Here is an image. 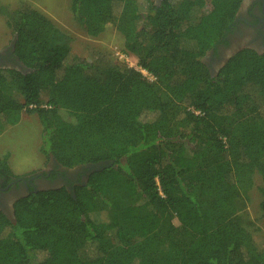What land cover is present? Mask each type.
I'll list each match as a JSON object with an SVG mask.
<instances>
[{"label":"trees","instance_id":"trees-1","mask_svg":"<svg viewBox=\"0 0 264 264\" xmlns=\"http://www.w3.org/2000/svg\"><path fill=\"white\" fill-rule=\"evenodd\" d=\"M240 1L69 0L87 36L117 20L153 81L106 50L74 55L49 17L15 9L13 50L30 71L0 70V133L32 112L46 156L111 164L72 192L18 198L12 220L0 211V264H264L236 215L257 174L264 217V53L239 50L214 75L201 61ZM0 175L14 176L6 155Z\"/></svg>","mask_w":264,"mask_h":264},{"label":"rangeland","instance_id":"rangeland-1","mask_svg":"<svg viewBox=\"0 0 264 264\" xmlns=\"http://www.w3.org/2000/svg\"><path fill=\"white\" fill-rule=\"evenodd\" d=\"M21 3L27 4L49 17L60 31L67 37H71L70 46L74 55L89 59L96 49H100L108 51L113 60L123 62L121 61L123 57L119 56L122 52V36L117 20H103L101 33L97 37L87 36L82 26L74 20L69 8V0H0V47L8 44L14 37L12 23L15 9ZM128 56L129 60L134 63L135 57L129 54ZM159 91L162 93L161 89ZM163 98L164 100L166 98L164 94ZM41 99H44L43 93ZM174 109L173 104H168L169 113H172ZM62 115L64 118L71 119L64 112ZM41 129L39 119L34 113L22 111L19 121L14 125L5 126L0 133V157L7 156V164L14 176L31 175L48 165L50 155L46 156V153L42 152V149L45 150L46 140L42 136ZM262 185L260 176L255 174L248 199L237 200L236 215L240 225L255 231L260 236L264 247V217L259 207V202L263 199V195L259 191V187ZM170 221L174 225H178L175 218H171Z\"/></svg>","mask_w":264,"mask_h":264},{"label":"flooded vegetation","instance_id":"flooded-vegetation-1","mask_svg":"<svg viewBox=\"0 0 264 264\" xmlns=\"http://www.w3.org/2000/svg\"><path fill=\"white\" fill-rule=\"evenodd\" d=\"M155 1V0H154ZM161 1V0H160ZM12 40L0 47V70L13 69L24 72L27 67L14 54ZM249 49L264 53V0H241L221 40L206 52L201 61L211 75L231 55ZM92 164L64 167L50 155L46 167L24 177L0 175V211L13 219V203L31 193L64 186L72 192L75 186L84 185Z\"/></svg>","mask_w":264,"mask_h":264},{"label":"built area","instance_id":"built-area-1","mask_svg":"<svg viewBox=\"0 0 264 264\" xmlns=\"http://www.w3.org/2000/svg\"><path fill=\"white\" fill-rule=\"evenodd\" d=\"M123 52V51H122ZM121 55L119 54V56L122 58L121 61H123L126 65L135 68L136 70H138L143 76H145V78L149 81H153L155 78L152 74H150L149 72H147L145 69L141 68L138 64L137 61L135 60L134 63L131 62V60H129V56L127 53H122ZM198 113V111H196Z\"/></svg>","mask_w":264,"mask_h":264},{"label":"water","instance_id":"water-1","mask_svg":"<svg viewBox=\"0 0 264 264\" xmlns=\"http://www.w3.org/2000/svg\"><path fill=\"white\" fill-rule=\"evenodd\" d=\"M155 3H156V4H159V3H160V0H155ZM23 71H24V72H27V71H30V70H29L28 68H25ZM24 72H23V73H24ZM110 164H111V162H107V161H105V162H101V163H97V164H92V165H90V167L92 168L91 172H92V171L101 170V169H103L105 166L110 165Z\"/></svg>","mask_w":264,"mask_h":264}]
</instances>
